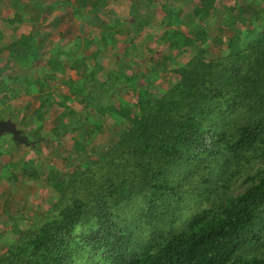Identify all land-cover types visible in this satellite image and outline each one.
Segmentation results:
<instances>
[{
	"label": "trees",
	"instance_id": "trees-1",
	"mask_svg": "<svg viewBox=\"0 0 264 264\" xmlns=\"http://www.w3.org/2000/svg\"><path fill=\"white\" fill-rule=\"evenodd\" d=\"M109 1L91 0L89 8L83 1L73 12L102 36L83 39L89 52L83 57L69 59L70 52L53 49L38 68L35 86L43 98L32 111L41 119L57 89L44 98L45 90L59 82L67 93L52 132L73 142L69 133L83 113L98 133L108 131L109 145L92 149L66 179L49 172L48 186L59 198L33 224L14 230L12 241L0 247V264H264V0H201L185 18L171 0H163L161 41L168 55L154 59L146 47L152 56L141 62L135 40L150 38L143 30L154 16L151 8L141 14L139 2L132 3L131 19L121 28L119 18L104 12ZM153 1L146 0L147 6ZM49 8L40 0H11L0 18L14 25L30 17L38 33ZM216 17L223 31L211 40L203 25ZM187 29H193L192 37ZM127 30L133 36L126 37L124 54H111L104 67L101 58L107 55L99 46ZM3 40L0 32V54L21 68L40 62L42 39L22 34L11 45ZM90 42L96 45L92 51ZM27 58L33 62L23 65ZM2 60L0 102L8 105L0 120L15 91L4 81L12 73ZM160 61L173 77L170 87L154 85ZM142 63L148 70L136 71ZM74 97L81 112L71 107Z\"/></svg>",
	"mask_w": 264,
	"mask_h": 264
},
{
	"label": "rangeland",
	"instance_id": "rangeland-1",
	"mask_svg": "<svg viewBox=\"0 0 264 264\" xmlns=\"http://www.w3.org/2000/svg\"><path fill=\"white\" fill-rule=\"evenodd\" d=\"M0 12L6 13L9 11L11 0H1ZM86 2V7H90L91 0H40L43 7H50L41 14L38 25L40 30L35 33V26L30 17H26L21 23L9 25L4 23L0 18V32L4 36L3 43L11 45L15 40L17 41L22 34L28 35L29 38L36 39L37 37L44 42L41 50L42 56L39 63H33L30 65L32 58L24 60V64H29V70L21 68L18 62L12 59H6L2 62L3 68L10 70L11 79H4L5 83L9 85L13 92V97L10 102V108L4 112L1 116L2 120L11 119L12 122L18 124V127L24 131L29 142L38 140L36 147L33 149L25 145H15L8 135H3L0 138V247L4 242L12 241L14 230L19 228H26L37 221L47 212L49 207L59 198L57 193L48 186V174L52 171L55 175H58L60 179H66L69 177L73 168L76 167L80 161L83 163L89 158V152L93 149L100 151L106 149L111 139L108 131L104 130L102 133H98L93 128V118L86 119L83 113H80L81 122L78 124L75 131H71L69 134L74 139L73 142H69L67 137H57L52 132L53 128L58 126L59 118L57 112L62 109L61 96L67 93V89L60 85L59 82H51L46 88L47 97L48 92L53 94V91L57 89L53 94V103L48 102L43 111L40 112L41 119H37L32 116L33 107H35L40 101V93L37 92L35 86L36 79L40 76L38 71L39 66L43 67L44 60L48 59L53 49L58 46L64 52H70L69 59L83 57L89 55L88 50H84L82 41L85 37L96 35L101 37L94 28H87L83 25V22L75 19L73 12L79 9L81 3ZM201 0H171L168 4L176 9H180V17L185 18L187 12L200 3ZM236 0L233 1V4ZM239 1V0H238ZM139 2L141 14L147 12V7L151 8L154 16L152 17L151 24L147 26L143 31L150 33V38H137L135 44L137 45V58L139 62L143 58H150L152 55L154 59L162 58L168 55V48L166 44L162 43L161 39V22L164 18V13L160 8L165 1L154 0L153 5L147 6L146 0H111V5L108 6L104 12L110 18H119L122 22L118 27L131 19L130 10L132 3ZM236 3V2H235ZM240 3V2H238ZM246 3V2H245ZM53 5V6H52ZM68 9H71L68 11ZM188 10L187 12H185ZM218 12L225 15V20H229L232 16L227 15L228 10H223V7H218ZM217 12V13H218ZM11 16V14H9ZM199 20L196 18L194 23ZM218 18H212L208 23H204L203 29L208 32L209 38L214 40L219 37L223 31L221 27L217 26ZM235 28L243 31L244 27L239 23ZM82 29V30H81ZM228 31V30H227ZM186 33L189 36H193V29H187ZM229 33L231 31L229 30ZM38 34V35H37ZM116 36V37H115ZM112 38V42L102 43L99 48L104 51V58H101L104 67L110 65L109 56L117 54L116 56H122L125 49V39H130L133 35L132 32L127 30L126 35H115ZM225 40L227 36H225ZM90 51L95 49L96 45L93 42L89 43ZM211 57H215L218 53L216 45L211 42ZM146 47L153 50V54L149 55L145 52ZM214 47V48H213ZM16 50L21 52L20 48L16 47ZM6 54V53H5ZM4 54V55H5ZM144 55V56H143ZM61 57H64L61 54ZM3 61V60H2ZM144 61H146L144 59ZM42 62V64H41ZM159 72L160 78L154 82V85L159 83H166V86L170 87L173 84V77L170 76L167 71V63L160 61ZM185 59L179 58L178 64H183ZM36 64V65H35ZM41 64V65H40ZM149 64H151L149 62ZM148 70L142 66L138 67L136 71ZM73 79L76 77L75 72H71ZM25 77V78H24ZM4 78V77H3ZM24 78V79H23ZM15 81V82H12ZM30 82V84H26ZM28 88L29 93L25 94L23 89ZM15 95H17L15 97ZM124 100L130 107L133 106V101L129 96H126ZM8 102H0V111L4 110ZM71 107L77 112L82 111V105L78 104L75 97L71 99ZM118 109L121 108V104H116ZM27 110V111H26ZM24 111H26L25 119ZM12 115V117H11ZM23 121V122H21ZM23 123V124H20ZM112 120L109 115L105 116L104 124L110 126ZM61 130H59L60 132ZM95 133V134H94ZM37 136V137H36ZM91 136V137H90ZM94 136V137H92ZM90 137V138H89ZM38 138V139H37ZM73 155L68 167V156ZM78 156V158L76 157ZM80 159V160H79ZM11 164H15L12 167ZM22 170L26 172L23 173ZM4 177H10L6 179ZM6 179V180H5ZM17 179V180H16ZM4 248H6L4 246ZM2 251V250H1Z\"/></svg>",
	"mask_w": 264,
	"mask_h": 264
},
{
	"label": "water",
	"instance_id": "water-1",
	"mask_svg": "<svg viewBox=\"0 0 264 264\" xmlns=\"http://www.w3.org/2000/svg\"><path fill=\"white\" fill-rule=\"evenodd\" d=\"M22 133L11 120H0V138L3 135H10L18 145L33 146V143L29 142L28 138L23 136Z\"/></svg>",
	"mask_w": 264,
	"mask_h": 264
},
{
	"label": "flooded vegetation",
	"instance_id": "flooded-vegetation-1",
	"mask_svg": "<svg viewBox=\"0 0 264 264\" xmlns=\"http://www.w3.org/2000/svg\"><path fill=\"white\" fill-rule=\"evenodd\" d=\"M4 120H11V119H4ZM13 121V120H12ZM16 124V126H17V128L18 129H20L19 127H18V124H17V122L15 123ZM23 133H22V135L23 136H26V134L24 133V131L22 130V129H20ZM8 136H10V135H8ZM11 137V136H10ZM11 139H12V137H11ZM12 141H13V143L15 144V145H18L13 139H12ZM29 141V140H28ZM38 142V140H36V141H33L32 143H33V146H31V145H29V147H31V148H35L36 147V144L35 143H37Z\"/></svg>",
	"mask_w": 264,
	"mask_h": 264
},
{
	"label": "crops",
	"instance_id": "crops-1",
	"mask_svg": "<svg viewBox=\"0 0 264 264\" xmlns=\"http://www.w3.org/2000/svg\"><path fill=\"white\" fill-rule=\"evenodd\" d=\"M111 5V0L108 2V6H110ZM107 6V7H108ZM121 36H124V35H121ZM116 37V36H115ZM20 38V37H19ZM14 42H16V40L14 41ZM19 48V47H18ZM0 59H4L3 60V62L5 63V60L6 59H9V58H7V54H5V55H3V54H0ZM9 64V62L7 63V65Z\"/></svg>",
	"mask_w": 264,
	"mask_h": 264
},
{
	"label": "clouds",
	"instance_id": "clouds-1",
	"mask_svg": "<svg viewBox=\"0 0 264 264\" xmlns=\"http://www.w3.org/2000/svg\"><path fill=\"white\" fill-rule=\"evenodd\" d=\"M27 137V136H26Z\"/></svg>",
	"mask_w": 264,
	"mask_h": 264
}]
</instances>
